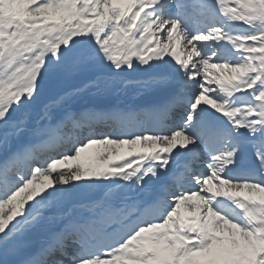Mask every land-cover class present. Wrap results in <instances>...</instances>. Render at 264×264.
<instances>
[{
    "label": "snow or ice",
    "instance_id": "snow-or-ice-1",
    "mask_svg": "<svg viewBox=\"0 0 264 264\" xmlns=\"http://www.w3.org/2000/svg\"><path fill=\"white\" fill-rule=\"evenodd\" d=\"M0 264H264V0H0Z\"/></svg>",
    "mask_w": 264,
    "mask_h": 264
},
{
    "label": "bare ground",
    "instance_id": "bare-ground-1",
    "mask_svg": "<svg viewBox=\"0 0 264 264\" xmlns=\"http://www.w3.org/2000/svg\"><path fill=\"white\" fill-rule=\"evenodd\" d=\"M181 54H183L182 52H181ZM214 71V70H213ZM113 160V159H112ZM257 197V196H256ZM259 198V197H258ZM185 215H187L186 213H185Z\"/></svg>",
    "mask_w": 264,
    "mask_h": 264
},
{
    "label": "rangeland",
    "instance_id": "rangeland-1",
    "mask_svg": "<svg viewBox=\"0 0 264 264\" xmlns=\"http://www.w3.org/2000/svg\"><path fill=\"white\" fill-rule=\"evenodd\" d=\"M182 42V41H181ZM183 48H185V47H183ZM190 48V47H189ZM184 53V52H183ZM112 156H114V155H112ZM111 157V156H110Z\"/></svg>",
    "mask_w": 264,
    "mask_h": 264
}]
</instances>
